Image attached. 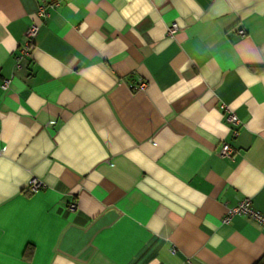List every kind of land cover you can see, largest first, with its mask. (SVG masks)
I'll list each match as a JSON object with an SVG mask.
<instances>
[{
    "label": "crops",
    "instance_id": "obj_1",
    "mask_svg": "<svg viewBox=\"0 0 264 264\" xmlns=\"http://www.w3.org/2000/svg\"><path fill=\"white\" fill-rule=\"evenodd\" d=\"M244 199L264 215V0H0V264H257Z\"/></svg>",
    "mask_w": 264,
    "mask_h": 264
},
{
    "label": "built area",
    "instance_id": "obj_2",
    "mask_svg": "<svg viewBox=\"0 0 264 264\" xmlns=\"http://www.w3.org/2000/svg\"><path fill=\"white\" fill-rule=\"evenodd\" d=\"M38 15H40V16L46 15L43 7H41L38 10ZM37 31H38V27L36 24H32L28 28V30L25 34L26 44L23 48L22 54H27L32 49L31 40L36 36ZM176 31H177V27L175 25H173L172 27H170L168 29V35L173 36ZM238 33H239L240 37L245 36V31L242 29H240ZM7 84H8V82H5L3 87L5 88L7 86ZM140 87H142V85H140ZM227 120H228L229 124L232 125L233 127H238L240 125L238 118L236 117V115L233 112L228 111ZM237 134H238L237 130H234L233 135L236 137ZM217 154L220 157L232 158L234 155V151L230 145L224 143V144H221L217 148ZM43 187H44V184L41 180L32 179L28 185V191L32 192V193L37 192L38 190H40ZM68 208L70 211H75L77 209V205H76V203H70ZM236 215L249 217L252 220L258 222L262 226V228H264V215L255 211L252 208L249 199H244L239 204H237V206L229 209L226 217L224 218V222H227L232 216H236Z\"/></svg>",
    "mask_w": 264,
    "mask_h": 264
},
{
    "label": "trees",
    "instance_id": "obj_3",
    "mask_svg": "<svg viewBox=\"0 0 264 264\" xmlns=\"http://www.w3.org/2000/svg\"><path fill=\"white\" fill-rule=\"evenodd\" d=\"M257 264H264V261H259Z\"/></svg>",
    "mask_w": 264,
    "mask_h": 264
}]
</instances>
